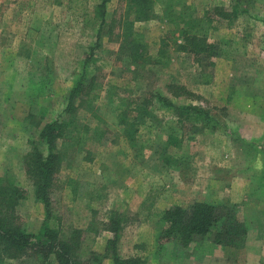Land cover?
Wrapping results in <instances>:
<instances>
[{
  "label": "rangeland",
  "instance_id": "1",
  "mask_svg": "<svg viewBox=\"0 0 264 264\" xmlns=\"http://www.w3.org/2000/svg\"><path fill=\"white\" fill-rule=\"evenodd\" d=\"M178 1L155 0L156 18L134 23L155 57L173 31L168 12H179ZM100 3L0 0V184L8 180L28 191L19 207L24 228L38 235L46 216L26 163L36 149L47 153L41 133L60 120L87 126L92 138L88 147L58 145L62 164L50 226L62 237L86 230L92 220L102 229L118 212L124 216L118 245L123 258L141 257L145 264H264V0H241L246 13L236 19L214 16L211 41L219 43L221 56L202 67L177 52L172 40L164 41L170 46L160 64L132 63L118 37L126 0L108 4L101 30L95 20ZM185 3L195 18L216 8L232 13L235 5ZM84 8L91 12L85 23ZM84 71L87 81L96 78L101 93L83 104L77 99L78 108L67 114L69 94ZM184 89L191 94L180 96ZM158 94L179 107L210 111L217 127L208 129L195 115L179 118ZM133 97L152 100L149 114L134 110L123 123L122 99ZM196 202L223 206L245 223L243 249L224 250L201 237L188 248L161 240L164 211ZM111 237L85 234L79 258L105 256ZM49 264H57L55 255Z\"/></svg>",
  "mask_w": 264,
  "mask_h": 264
},
{
  "label": "trees",
  "instance_id": "2",
  "mask_svg": "<svg viewBox=\"0 0 264 264\" xmlns=\"http://www.w3.org/2000/svg\"><path fill=\"white\" fill-rule=\"evenodd\" d=\"M52 0H41L43 3H51ZM68 0H62V3ZM75 4L77 0H71ZM112 0H101L98 5L95 20L100 22V30L106 23L107 6ZM235 2L233 12L228 13L225 9L216 8L208 11L203 17L195 18L189 14L186 7V0H179L177 8L168 12L169 24L173 31L168 38L163 40L159 47L158 54L152 55L148 45L142 35L135 31L134 23L149 21L156 18L155 0H126L124 16L120 25L118 35L121 42L120 51L123 56L128 57L132 63L139 66H151L160 64L164 60L165 51L169 44H164L166 40H172L176 51L189 54L193 57L196 64L203 66L205 61L221 56L219 43L211 41V33L214 30V16L221 19H236L240 14L246 13L241 0ZM37 2V1H36ZM31 3V7L35 3ZM83 22H87L90 10L84 8ZM112 34V33H111ZM178 34V36H177ZM98 46V43L97 45ZM91 55L86 59L90 60ZM210 78V77H209ZM95 77L87 81V74L84 71L81 79L72 88L68 104L67 114H73L78 108L75 104L79 99L80 104L86 100L97 97L101 93V88L95 84ZM210 80V79H209ZM185 90V89H184ZM188 91L180 96L189 95ZM158 100L164 107L170 106L176 115L182 119L183 116L195 115L203 120L208 129L214 130L217 127V119L210 111L195 105L179 107L169 103L168 99L162 95H157ZM133 97L132 99H122L127 102L123 111V119L126 122L127 115L132 111L140 112L141 117L148 116L151 99ZM91 102V101H90ZM135 105V109L132 106ZM80 106V105H79ZM127 125H129L127 123ZM73 126L70 130L69 127ZM41 140L47 148V153L36 149L26 163L27 171L32 176L35 186V197L42 203L46 216L38 235L30 234L26 231L23 219L19 213V207L29 196L28 191L8 180L0 184V264H5L6 259L23 260L32 264H49L51 255H55L57 264H104L103 261L109 260L110 264H145L141 257L123 258L118 250L121 238L124 216L115 213L109 222L100 225L94 220L86 230L75 229L70 236L64 238L59 230L50 226L53 217V192L57 175L60 172L62 158L59 151V143L70 144L73 147H88L92 141L90 129L87 126L66 123L56 120L48 123L43 128ZM164 228L161 233V240L176 241L183 248H188L197 237L207 238L215 246L224 250L243 249L242 242L248 231L239 218L233 212L223 206H217L206 202H196L190 206H175L164 211L162 216ZM103 232H110L112 237L107 241V252L105 256L95 255L89 261H82L79 258L84 235L92 233L101 235Z\"/></svg>",
  "mask_w": 264,
  "mask_h": 264
}]
</instances>
